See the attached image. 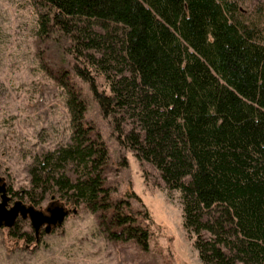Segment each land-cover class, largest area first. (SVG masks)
<instances>
[{"label": "trees", "instance_id": "trees-1", "mask_svg": "<svg viewBox=\"0 0 264 264\" xmlns=\"http://www.w3.org/2000/svg\"><path fill=\"white\" fill-rule=\"evenodd\" d=\"M37 35L68 38L63 88L70 141L31 154L29 186L95 214L114 241L149 249L146 208L107 180L108 147L86 121L84 81L118 143L180 192L182 224L204 264H264V0H31ZM126 126L128 128H126ZM18 221V220H17ZM9 229L14 239L35 235ZM36 241V239H35Z\"/></svg>", "mask_w": 264, "mask_h": 264}, {"label": "rangeland", "instance_id": "rangeland-1", "mask_svg": "<svg viewBox=\"0 0 264 264\" xmlns=\"http://www.w3.org/2000/svg\"><path fill=\"white\" fill-rule=\"evenodd\" d=\"M255 1L241 0L240 7L248 11ZM36 17L31 0H0V174L17 191L29 186L31 154L65 144L71 135L64 90L48 73V66H71L70 41L58 33L40 38ZM72 75L87 99L86 121L107 144L113 196L131 195L133 207L146 208L151 216L149 249L109 239L94 213L76 207L37 241L16 240L9 233L13 226L0 227V264H204L183 227L180 192L167 189L154 166L118 143L111 118L100 113L87 84ZM52 201L73 208L54 195L36 207L45 209ZM17 220L19 232L34 235L28 219Z\"/></svg>", "mask_w": 264, "mask_h": 264}, {"label": "water", "instance_id": "water-1", "mask_svg": "<svg viewBox=\"0 0 264 264\" xmlns=\"http://www.w3.org/2000/svg\"><path fill=\"white\" fill-rule=\"evenodd\" d=\"M76 210L75 206L68 208L62 202L52 201L43 209L20 198L13 199L8 193L4 177L0 174V227H12L18 218L28 219L37 241L42 232L50 233L61 226L66 216Z\"/></svg>", "mask_w": 264, "mask_h": 264}]
</instances>
